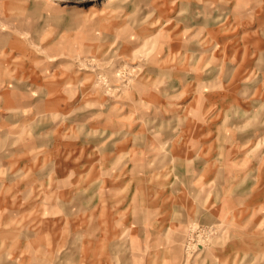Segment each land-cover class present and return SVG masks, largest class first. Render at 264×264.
<instances>
[{
	"label": "rangeland",
	"instance_id": "374dc122",
	"mask_svg": "<svg viewBox=\"0 0 264 264\" xmlns=\"http://www.w3.org/2000/svg\"><path fill=\"white\" fill-rule=\"evenodd\" d=\"M225 40L233 62H185L186 49L207 53ZM216 91L233 98L210 100ZM180 104L199 115L189 120ZM216 121L224 140L250 133L247 148L232 150L247 152V168L264 178V0H0V264H115L97 259L99 247L135 250L129 235L142 229L123 228L116 246L120 214L104 195L125 207L135 187L139 212L169 170L170 189L180 178L188 188L171 200L193 205L202 181L173 155L205 160ZM122 214L129 222V209ZM190 216L181 264L239 230Z\"/></svg>",
	"mask_w": 264,
	"mask_h": 264
},
{
	"label": "crops",
	"instance_id": "0c3cea01",
	"mask_svg": "<svg viewBox=\"0 0 264 264\" xmlns=\"http://www.w3.org/2000/svg\"><path fill=\"white\" fill-rule=\"evenodd\" d=\"M229 48H233V46L225 40L220 49L219 47L214 48L213 51L211 50L207 53L198 51L199 54L195 53V50L189 51V49H186V52H182V55L185 58V62L188 60V64L192 63L191 59H193V63L197 64L201 55L206 56L208 54L205 59L206 62H210L209 68H212L216 65L233 62V57L228 58L227 56ZM218 51L220 54H217ZM172 73V71L169 72L170 76ZM193 79H196V74H194ZM231 80L232 76L225 81L226 88L230 87V83L232 84L233 81ZM211 81H213V78ZM231 94L230 92L223 94L216 91L211 93L209 99L229 100L233 98V94ZM134 99L137 101L139 97L137 96ZM185 105H178L181 108H177V112L180 113L186 110L188 112L187 115L191 116L189 120L193 115H199L200 108H190ZM217 112L211 114V117L213 118ZM224 119L223 121L229 118L226 117ZM124 126H127L130 130L132 123L124 124ZM218 126L219 124L216 121L209 127L207 146L209 148L208 154L205 153V160L200 154L194 156V161L190 157L185 158V161H181L179 154L173 155L175 165L180 170L183 167L182 162H190V165L194 164L193 172L197 173L195 180L202 181L196 192L193 205L184 207L177 204L173 199L171 200V197L181 194L182 190H184L185 194L188 188L182 182L184 179L180 178L178 188L170 189V185L175 178L171 182L169 170L161 173V178L165 182L160 184L162 185L160 193L157 192L159 189L155 190L153 185L147 187L145 193H143L147 198L141 200L139 212L132 204L133 197L136 198L137 196V188L131 187L129 193L126 194V196L129 195V203L125 207H122L123 199L117 198L115 192L113 195L106 194V192L102 193L103 195L106 194L104 195V204L115 205L114 214H120V216L113 219V227L119 228V233H121L119 238H117V232L113 235L116 246L123 247L127 240V237L122 238V234L126 232H122L123 228H128L131 231L132 227L137 229L140 227L142 230L139 235H134L130 232V239H136L137 248L135 250L130 249L127 252L125 248V252L120 249V252L115 251L112 254H104L102 252L104 247L100 246L99 249L101 250L97 255L98 260L113 259L115 264H181L180 231L186 219L192 215L193 218H201L203 220L217 219L218 221L226 222L227 226L239 227V230L237 234L221 238L211 249L195 257L191 264H264V184L261 183L264 178L258 172L259 167L253 170L247 168L246 165L249 164L247 155H245L247 152L244 153V151L237 150L236 153L238 155L235 156V151L232 150L234 148L241 150L247 148L249 146V138L245 137H248L250 133L239 134L237 129L235 139L224 140L221 137L219 138V134L216 132L219 128ZM222 128L228 129L229 127L221 126ZM213 132H216V134ZM137 147V145L132 146L135 149ZM171 147L173 151V144ZM175 147L179 148V145H175ZM241 154L242 157L240 158ZM163 157H161L162 160ZM167 164H169V161ZM132 169L131 167L130 170ZM189 171H191V167H189ZM178 173L179 176L184 174L181 171H178ZM105 178L114 182L119 180L120 183L117 184V188L120 185L122 187V179L119 177L112 178L109 175ZM129 180L131 181L132 178ZM121 187L119 191H121ZM117 190L115 189V191ZM119 195H122V192ZM111 196H113L112 203ZM154 196L156 199H154ZM128 209L130 220L126 222V217L122 219L123 214L121 215V213L124 212V215L127 216ZM107 238L106 234H104V237H100L98 241L101 242Z\"/></svg>",
	"mask_w": 264,
	"mask_h": 264
},
{
	"label": "bare ground",
	"instance_id": "6f19581e",
	"mask_svg": "<svg viewBox=\"0 0 264 264\" xmlns=\"http://www.w3.org/2000/svg\"><path fill=\"white\" fill-rule=\"evenodd\" d=\"M120 1H123V0H107V4H108V5H112V4L117 3V2H120ZM130 2H131V1H130ZM130 2H129V3H130ZM126 4H128V3H126ZM129 5H130V7L132 6L131 3H130ZM117 9H118V8H117ZM117 13H118V12H117ZM122 13H125V12H121V13L119 12V15L122 14ZM199 165H200V164H199ZM171 250H172V249H171ZM168 255H170V254H168ZM168 255H167V257H169ZM171 259H172V258H171ZM178 259H179V258H178ZM174 260H175V259H174ZM179 260H180V259H179ZM172 261H173V260H172ZM173 263H175V262H173Z\"/></svg>",
	"mask_w": 264,
	"mask_h": 264
}]
</instances>
